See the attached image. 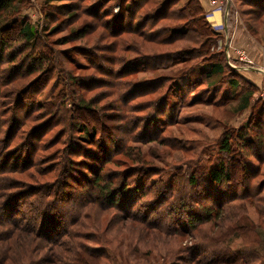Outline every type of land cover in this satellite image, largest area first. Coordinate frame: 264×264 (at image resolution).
Masks as SVG:
<instances>
[{
  "label": "trees",
  "instance_id": "16d2710c",
  "mask_svg": "<svg viewBox=\"0 0 264 264\" xmlns=\"http://www.w3.org/2000/svg\"><path fill=\"white\" fill-rule=\"evenodd\" d=\"M56 1L60 0H46L48 4ZM180 1L95 0L91 5L81 8H79V4L74 8L71 5H67L66 8L65 5H62L65 9L63 13L69 15L70 18L81 13L89 17V22L69 32L67 37L57 40L59 45L85 41L89 38L88 36L94 34V30L97 28L102 30L101 35L93 38L90 44H88L90 41H86L85 45L83 43L71 45L68 50L65 49L63 53H60L62 60L77 70H94L97 72L101 76L99 78L102 79L95 81L101 91L94 93L90 98L86 97L85 93H70L74 98L69 100L74 110L71 115L72 110L66 108L63 101L59 100L60 97L57 99L53 97L52 103H43L39 107L45 114H52L53 117L50 121L38 126L35 124L28 126L27 123H31V120L28 119L31 113L29 111L27 114L25 112L26 116H23V119H18L17 115H14L9 125L7 122L0 125V133L4 127L3 137L0 138V227L5 228L6 241L11 243L5 244V247L11 249L13 246L20 247L26 236L35 237L39 241L45 239L50 242L52 238L49 236L58 232L55 230V226L60 225L61 229L64 226L63 223L65 224L64 215L58 221V217H60L58 204L60 202L65 203L66 197L70 195L71 198L68 201H74L80 206H85V201L90 204L91 199L104 208H117L124 212L125 217L133 218V220L140 219L148 227L154 228L151 224L149 225L148 214L138 218L128 210L131 204L134 206L148 195H157L155 191L151 193L150 190L152 189H147L146 180H144V176L148 178L154 174V171L147 167L139 168L132 165L121 172L118 169L112 170L109 165L114 164V156H125L127 160L132 161L134 160L133 153L127 152L130 150L127 145H119L125 139L114 140L115 144L113 148H110L106 146L105 142L99 140V137L96 138L95 132L100 130V135L103 136L102 132L107 130L102 125L103 120L117 121L121 132H128L134 128L135 125L128 121L125 122L127 127L124 126V115L130 112L129 110L133 107H127L126 101L124 102L123 99L128 95H135V91L140 87H151V89L144 91L147 94L155 93L157 90L154 85L160 84L163 80V83L171 84V87L168 86L164 94L156 100L158 107L172 108L176 106V101H170L169 97L174 95L180 99L184 93L192 91L197 85L201 84L202 87L211 89L226 84V87L220 90V97H222L220 99H222L221 102L229 100L224 102L225 106L234 104L229 110L231 111L230 119L237 114L241 115L250 108V114L246 121L237 128L231 129L230 126L226 127V124L222 122V127L226 129L223 130L220 137L218 151L211 157L215 161H207L209 160L207 157L205 162L198 165V168L204 170L201 176L204 187L199 196L200 199L197 200L195 195L192 198L195 199L194 202L200 212L193 211L191 205L188 206L183 202L187 196H183L178 201L179 207L176 205L181 210H188L185 220L187 229L182 228V232H177L178 235L176 236L185 238L194 234L197 239L196 250H202L212 256L207 259L202 258L199 254L189 252L186 262L189 264H255L264 258V254L260 251L256 252L255 248L248 247L244 238L240 242L239 248H233L228 239L222 238V233L225 230L227 232L237 230V236L242 238L245 236V232L252 233L257 228L264 226V208L258 206V204L264 205V198L261 197L264 182L253 183V180L259 175L260 168L254 166L251 161L253 158L258 163H264V103L258 100L253 106L252 97L255 88L242 80L236 71L225 62L224 47L221 54L209 51L212 46L211 38H218L220 34L212 29L213 27L203 14L204 10L200 1L185 0L182 6L177 7L176 4ZM239 1L249 8V16L255 19L264 17V0ZM32 4L31 0H0V100L9 102L7 108L11 103L18 106L20 100L24 98V95L29 94L32 87L37 86L40 81L43 82L45 75L49 72L53 73L56 69L53 66L52 50L38 54L30 53L39 42L41 31L29 18L21 16V12ZM104 7L106 9L103 10ZM115 7H118L117 11H115ZM47 8L50 9L51 6ZM72 9L74 11H71ZM46 10H43L44 27H41L40 30L45 31V36H49L51 33H57L61 25L59 22L53 28L48 29L46 22L54 15L50 17V13ZM100 12L106 15L104 18H108L107 22L100 18L102 15ZM165 22L183 23L174 26ZM246 27L247 31L255 37L254 33L249 30V26ZM122 35H132L141 39L144 45H149V51H158L160 48L174 46L179 42H187L190 46L178 50L177 54L174 50H169L161 53V55H149L152 57H145V54L137 52L144 57L131 59V57H126L127 54L130 50L138 51V48L133 44L135 40H128L120 44L119 39ZM13 37L14 40L10 42ZM108 38L112 41L106 42ZM144 45H140V49ZM8 49L19 50L18 55L23 54V62L25 63L22 68L25 67L26 69L20 76L3 81L4 76L1 73H6L4 69L6 66H12L11 72L15 70V66L12 65L16 59L14 53L4 56ZM86 51L89 56L88 60L90 58L101 59L107 63L108 67L103 68L90 60L87 64H77L74 59L82 58V53ZM141 52L143 51L141 50ZM73 54H77L78 57H73ZM172 58H175L174 61H171ZM144 59L148 61L149 59L154 61L170 60L173 64L180 61V66L200 60V65L195 69L194 67L180 68L173 73H168V75H157L150 80L138 81L128 87L129 85L122 82L123 78L144 71H154L160 67L159 63H148ZM126 60L129 61L126 63ZM168 62L165 63L166 68H169L167 67ZM196 70H199V73L196 74L201 78L199 80L192 79V81L195 80L193 84L190 74ZM228 70L230 73H227ZM36 71L42 73L41 77L30 82L25 81ZM80 79L81 77L76 76L72 81H69L70 84L64 79L63 85L80 86L86 89L87 93L89 90H93L94 85H85L86 83L81 82L83 79ZM23 81L25 82L21 87L20 84ZM174 86L176 87L175 93L172 90ZM120 90H123L124 94L121 95ZM113 96L115 98L111 99ZM66 109L67 111H65ZM158 111H160L159 108ZM158 111L156 110V112ZM81 112H83L82 115ZM90 112L93 113L91 121L98 119V122H101L99 128L95 125L89 126L84 120L87 118L86 116L90 115ZM219 122L221 121H218V124L221 125ZM57 126H61V128L53 131V127L56 128ZM257 129L259 132H256ZM254 132L259 135L255 137ZM101 139L106 141L105 137H101ZM15 140L19 143L11 147ZM58 146L59 148L54 152L51 151L46 155L38 156V153L44 151L43 154H45L48 150H54ZM93 146H101L102 149L100 148L99 154L97 153L99 148L91 149L94 148ZM41 148L42 150L39 152ZM12 150H15V153L19 150L25 152L21 165L14 163L10 165ZM100 154L103 157H100ZM138 157V160L135 159L134 162H144L142 154ZM78 165L81 170L77 169L76 166ZM118 166L119 164L115 163L114 168H119ZM32 167H34L36 174H32L30 182L8 178L10 174H20L19 171L24 172ZM90 175L91 177H89ZM194 175L188 176V182L192 186L198 185V177ZM131 177L132 180L129 181L130 179L127 178ZM16 184L18 186H15ZM155 185V182L152 183L151 188ZM78 187L84 188L87 198L80 195L74 200L75 191L73 189ZM163 187L165 191L166 189L170 191V194L173 192L172 186ZM219 191L222 193L221 197L218 194ZM211 193L213 194V202L211 200V205H206V200L202 199L203 201H201V198H206ZM170 194H158L157 199L152 198L150 201L161 200L174 205V201L166 200ZM151 205L155 206V203ZM55 207H58L56 212L54 211ZM250 209L257 215V218L252 221L249 220L248 212ZM81 217L78 212L75 220L80 221ZM206 225H209L208 229L200 230ZM155 229L159 228L155 227ZM26 238L29 239L30 237ZM27 239H24L25 243H28ZM52 242L55 243L54 240ZM248 244H251V241ZM248 248L252 250H248ZM29 249L31 252L28 256L20 252L19 262L25 264L24 261H29V263L36 264V260L28 258L33 255L31 247ZM36 251L37 246L34 247V252ZM101 252L103 250L86 246L83 250L77 248L69 251L65 254V259H68L67 264H91V260L110 262L116 259L112 254H107L104 251L105 254L101 255ZM4 258L9 264H14L15 258L13 259L8 255H4Z\"/></svg>",
  "mask_w": 264,
  "mask_h": 264
},
{
  "label": "rangeland",
  "instance_id": "374dc122",
  "mask_svg": "<svg viewBox=\"0 0 264 264\" xmlns=\"http://www.w3.org/2000/svg\"><path fill=\"white\" fill-rule=\"evenodd\" d=\"M31 1L33 4L29 8L23 9L21 16H25L29 18L31 22L35 23L39 31H41V35L39 36V42L36 44L33 50L30 51V53L38 54L40 52L52 50L54 62L53 66L56 69H54L53 73L49 72L47 75H45L43 82L40 81L37 86L34 88L32 87L30 89L31 92L29 91V94L23 96L24 98L20 100L18 106L15 105V103H11L7 108V103L9 102L0 100L2 102L0 105V125H2V123L4 124L5 122H7L9 125L14 115H17L18 119H23V116H26L29 111L31 113L30 116H28V119L31 120V123H27L28 126H33L34 124L35 126H38L50 121L53 117L52 114H45V112L41 110V108L39 109V107L43 103H52L53 97H56V99L57 97H60L59 100L63 101L66 108H68V110H72L70 113L71 115L74 113V110L73 107H71V102L69 100L74 98L72 95H70V93H85V96L90 98L94 93L101 91V89L97 87L98 85L95 81L102 79L99 78L101 76H99L97 72L94 70H77L74 68V66H71L66 61L64 62L61 58L62 55L60 54L63 53L65 49L68 50V47L71 45H76L78 43H83L85 45L86 41H90L88 43L90 44L93 38L101 35V28L94 30V34L88 36L89 38L85 41L68 42L63 46L59 45V42L57 41L63 39V37H67L69 32L72 30L78 29L84 23L89 22V17H86V15L81 13H78V16L75 14L70 18L69 15L63 13L65 10L64 7L66 8L67 5H71L72 8H74L77 7V4L80 5L79 8L82 6L86 7L87 5H91L95 0H85L79 2L78 0H60L49 4L46 2V0ZM184 1L185 0H181L176 4V6H182ZM213 2L216 4L215 6L219 8V12L223 16L224 22L222 24L223 28H220L221 26L219 28H212L215 32L219 33L220 36L218 38H211L212 46L209 50L210 52L221 54L222 49L223 47L225 48V45H227L226 41L229 40V38L234 39L235 35H240V39L241 37L243 38V28L247 29V25L249 26V30L254 33L255 37H253L250 33L248 34L255 38L264 49V17L255 19L249 16V8L246 5L240 3L239 0H216ZM47 4L48 6H51L50 9L47 8ZM62 5L65 6L63 7ZM44 9H47L46 11L50 13V17L51 15L55 16V18L53 16L50 20H47L46 24L48 29L51 27L53 28L59 22L61 25V28L57 31V33H51L49 36H45V31L43 32V30H40L41 27H44ZM104 9H106V7H104L103 10ZM117 10L118 7H115V11ZM71 11L74 10L72 9ZM79 11L81 12V9H79ZM101 12L100 14H102ZM203 14L205 17L207 16L205 12ZM104 16L106 15L102 14L100 18L107 22L108 18H104ZM165 23L175 26L180 25L183 22ZM13 40L14 37L10 39V42ZM128 40H135L137 44L135 42L133 44H135V46L138 48V51L130 50L129 54H127L126 57H131V59L133 57H144V55H139L137 52L145 54V57H148L149 55H161V53L168 52L169 50H174V52L177 54L178 50H181L185 46H190V44L187 42H179L174 44V46L160 48L158 51H149V45H144L141 39L132 35H122V37L119 39V43L121 44L122 42L123 44ZM110 41H112V39H106V42ZM140 45L144 46H142L140 49ZM230 46L231 48L234 47L236 49L235 54L232 56L230 53L228 56V53H225V62H227L230 67L239 66L248 70L253 69L256 71L255 74H257V79L255 80V83L258 87H256L251 81L249 83L255 88L254 95L252 97V103L253 106H255V103L258 100L264 103V63L261 62L262 57L259 56L256 62H251L247 52L244 49H242L240 46H234V43L231 41ZM141 50L143 52H141ZM18 52L19 50L14 51L11 49H8L5 52L4 56L8 55L9 53H14L16 59L15 63L12 64L15 66L14 71L11 72L12 66L9 65L4 68L7 74L1 73V75L4 76L2 79L3 81H7L13 77H18L20 74L25 72L26 68H22L23 64L25 63L23 62V54L18 55ZM242 55L243 60L241 62L239 60V64L232 60L233 58ZM73 57L78 56L77 54H73ZM87 58H89V56L88 52L86 51L82 53V58H75L74 61L77 62V64H87L90 60L94 64L102 66L103 68L108 67L107 63L101 59L90 58L88 60ZM172 59L171 61H174L175 58ZM129 60H126V63ZM144 60L148 63L157 62L159 63L160 67L154 69V71H144L136 75L123 78L122 82L125 85H129L128 87H130V85L138 81L150 80L157 75H168V73H173L175 70L180 68L188 69L189 67H194L195 69L200 65V60L192 61L183 66H180V61L174 62L175 64H173V62H170V60ZM166 62L169 63L167 65L169 68L165 67ZM196 73H199V70H196L194 73L190 74L191 81L195 78V80H199L201 78ZM227 73H230L229 70ZM241 73L236 71V74L239 75L242 80H244V75H241ZM41 75L42 73L40 74L39 71H36L25 81L30 82L32 80L38 79L41 77ZM76 76L81 77L80 80L83 79L81 82L84 84L86 83L85 85H94L93 90H89L87 93V90L81 88L80 86L63 85L65 80L68 82V84H70L69 81H72ZM195 80L192 81L193 84L195 83ZM25 81L20 84L21 87ZM168 86L170 88L171 84L163 83L162 80L160 84L154 85L155 89L157 90L155 93L147 94V92L144 91L151 89V87H140L137 91H135V95H128L123 99L124 102L126 101L125 105H127V107H133V109L129 110L130 112H127L124 115L123 119L124 126L127 127V125H125L126 121L130 122L132 125H135L130 131L121 132L120 126L115 120H103L102 125L105 129H107L102 132L103 136L100 135V130L95 132L97 136L96 138L99 137V140L105 142L106 146H109L110 148H113L115 144L114 140H119L122 138L125 139V141L123 143H119V145H127V147L130 149L127 152H132L134 160L136 159V161L139 158L138 155H143L144 162L142 163H136L134 160H127L125 156H114V164L109 165L112 170L118 169V171L121 172L132 165L139 168L147 167L148 169H152L154 171V174L148 178L147 176H144V180H146L147 189H152L150 190L151 193L152 191H155L157 195H148L144 199L137 202L134 206L131 204L128 208V210L135 214V216L138 218L148 214V221H150L149 225L151 224L154 226V228H151L150 226L148 227V225H145L144 221L140 219L133 220V218L125 217L124 212L117 208H104L103 206L94 203L91 199L90 204L85 201V206H80V204H76L74 201H68L71 198L70 195L69 197H66L65 203L60 202L58 204V212L60 216L58 217V221L64 215L65 224L63 223L64 226H62L61 229L60 225L55 226V230L58 231L56 232L57 234L55 233L53 236H49L55 241V243L52 242V240L47 242L45 239L39 241L32 236H26L30 238L27 239L25 237L24 239L28 240V243H25L22 236V245L20 247L17 245V247L13 246L11 249L10 247H5V244L9 242L6 241L7 237L5 236L7 234L6 230H4L5 228L0 227V264L6 262L4 255L11 256L13 259L15 258L13 260L14 264H24L19 262L20 252L28 256V254H30L29 252H31L29 249L30 247L33 251V255L29 256L28 258H33V260H36V264H67L68 259H65L66 253L77 248H81L83 250L86 246L103 250V252L100 253L101 255H104L106 252L107 254H112L116 257V259L113 257L114 260L110 262L105 260H89L91 264H189L186 262V259L189 257V252L199 254L202 258L209 259L212 257L210 254L202 250H196L195 243L197 239L195 238L194 234L185 238L176 236L178 233L182 232V228L187 229V222H185V220L188 211L181 210L177 208L176 205L179 207L178 201H180L183 196H187L183 202L188 206L191 205L194 209L193 211L197 213L200 212L194 202L195 199L192 198V196L195 195V198L198 200L202 193V188L204 187V181H202L201 178L204 170L198 168V165L205 162L208 158L209 160L207 161H215L212 160L214 158L211 159V157L218 151L220 137L223 134V130L226 129L222 127V122L226 124V127L230 126L231 129L237 128L246 121L250 114V108L246 109L241 115L237 114L230 119L229 114L231 115V111L229 110L234 106V104L225 106L224 102H228L229 100L221 102L222 99H220L222 98L220 97V90L224 89L226 84H222L211 89L209 87H202L201 84L197 85L192 91H187L184 93L180 99L171 94L172 96H170L169 99L170 101H176V106L173 105L174 107L172 108L164 106L158 107L156 100L164 94ZM175 89V86L172 87L174 93ZM119 93L122 95L124 94V91L120 90ZM114 98L115 97L113 96L111 99ZM152 102L154 103L151 104ZM158 108L160 111H158ZM156 110L158 112H156ZM65 111H67V109ZM82 114L83 112H81V115ZM92 116L93 113L90 112V115L86 116L87 118L84 120L87 121L89 126L95 125L99 128L101 122H98V119L91 121V119H93L91 118ZM218 121H221L219 122L221 125L218 124ZM61 126H57L56 128L53 127V131H57L56 129L61 128ZM3 130L4 127L2 128V133H0V138L3 137ZM256 132H259V130L257 129ZM256 132H254L255 137L259 135ZM74 134L76 133L74 132ZM101 137H105L106 141L101 139ZM17 143L19 142L15 140L11 144V147H14ZM93 147L94 148L91 149L99 148L97 150V153L99 154L101 146ZM58 148L59 146L54 150H48L45 154H43L44 151L40 152L42 150L41 148L39 150L40 153H38V156L46 155L51 151L54 152ZM237 151L235 152L237 155H239ZM24 154V151L21 152V150H19L15 153V150H12V161L10 162V165L13 163L15 165H21L24 159ZM100 157H103L102 154H100ZM232 158L235 160L233 155ZM216 159L220 160L219 158ZM251 161L254 166L260 168L259 175L253 180V183H263L264 163H258L253 158ZM115 163L119 164V168H114ZM76 167L77 169L81 170L79 165ZM84 172L87 173L86 170H84ZM18 173L20 174H10L8 178H13L17 181L30 182L32 174H36L34 167L27 169L24 172L19 171ZM192 174H195L196 176H194L198 177V185L196 184L192 186L188 182V176ZM89 177H91V175ZM127 179H130L129 181H131L132 177ZM169 180H171L170 183ZM154 182L156 185L151 188V184ZM15 186L18 185L16 184ZM163 186H172L173 192L170 194V191H167V189L165 191ZM73 190L75 191L74 200L80 195H83V197L87 198L84 188L78 187L74 188ZM214 192L217 193V191ZM158 194H170L169 197H166V200L169 199V201H174V205H170L168 202H162L161 200L155 202L150 201L152 198L157 199ZM213 194L211 193L207 195L206 198H201V201L206 200V205H211ZM218 194L220 197L222 196L220 191ZM261 197L264 198V189L261 193ZM153 203H155V206L151 205ZM258 206L264 208L263 204H258ZM58 207L54 208L55 212L57 211ZM54 211L52 212L54 213ZM78 212L82 216L80 221H77V219L75 220ZM248 214L250 215L249 220L251 221L257 218V215L252 209L249 210ZM155 227L159 229H155ZM208 227L209 225H206L203 228H200V230L208 229ZM217 232L219 234L218 230ZM222 236V238L225 237L231 242L230 246L233 248H239L238 246L241 245L240 242L244 238L248 247L255 248L256 252L260 251V253L264 254V226L257 228L256 231L254 230L252 233L245 232V236L242 238H239V235L237 236V230H230L228 232L225 230L223 231ZM249 241H251V244H248ZM36 246L37 251L34 252V247ZM251 248H248V250ZM24 262L25 264H35L33 262L29 263V261ZM6 264H9V262H6ZM255 264H264V258L261 259V261H257Z\"/></svg>",
  "mask_w": 264,
  "mask_h": 264
},
{
  "label": "crops",
  "instance_id": "0c3cea01",
  "mask_svg": "<svg viewBox=\"0 0 264 264\" xmlns=\"http://www.w3.org/2000/svg\"><path fill=\"white\" fill-rule=\"evenodd\" d=\"M201 5H202V8L204 10V12L206 13V18L208 20V22L211 24V26L213 28H223L222 27V24L224 22V18L223 16L221 15V13L219 12V8H217V6H215L216 4L212 3V1H216V0H199ZM244 29V34H243V38L241 37L240 39V35L237 36L235 35L234 36V39H230L227 40V53H228V56L231 55L233 56L235 54V48H233V51H232V48L230 46V41L232 43H234V46H240L242 49H244L247 54H248V57L250 58V61L252 62H256L258 60V57H262V63H264V49L263 47H261V45L259 44V42L253 38L250 34H248L249 32L247 31V29L243 28ZM238 30V29H237ZM237 33V32H236ZM241 35H242V32H241ZM228 39V38H227ZM229 41V43H228ZM238 58V59H236ZM234 62L238 63L239 64V57H235L233 58ZM241 62V61H240ZM235 71H238V72H247V73H241V75H244V80H246V82L250 83L253 82L254 85L256 87L257 84L255 83V80L257 79V74L255 70L253 69H245L243 67H239V66H234L232 67ZM254 95V94H253Z\"/></svg>",
  "mask_w": 264,
  "mask_h": 264
},
{
  "label": "built area",
  "instance_id": "2783aa9c",
  "mask_svg": "<svg viewBox=\"0 0 264 264\" xmlns=\"http://www.w3.org/2000/svg\"><path fill=\"white\" fill-rule=\"evenodd\" d=\"M212 3H214V2L212 1ZM239 60H240V61L243 60V55H242V56H239Z\"/></svg>",
  "mask_w": 264,
  "mask_h": 264
},
{
  "label": "water",
  "instance_id": "95a60500",
  "mask_svg": "<svg viewBox=\"0 0 264 264\" xmlns=\"http://www.w3.org/2000/svg\"><path fill=\"white\" fill-rule=\"evenodd\" d=\"M224 51H225V53H227V46H225Z\"/></svg>",
  "mask_w": 264,
  "mask_h": 264
}]
</instances>
